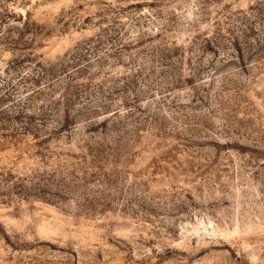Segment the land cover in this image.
<instances>
[{"label": "rangeland", "instance_id": "1", "mask_svg": "<svg viewBox=\"0 0 264 264\" xmlns=\"http://www.w3.org/2000/svg\"><path fill=\"white\" fill-rule=\"evenodd\" d=\"M0 264H264V0H0Z\"/></svg>", "mask_w": 264, "mask_h": 264}]
</instances>
